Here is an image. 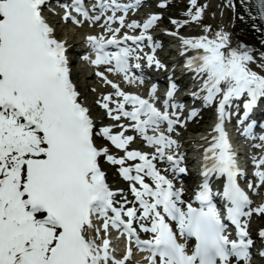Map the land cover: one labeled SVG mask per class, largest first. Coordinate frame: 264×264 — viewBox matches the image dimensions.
<instances>
[{
    "label": "snow or ice",
    "instance_id": "1",
    "mask_svg": "<svg viewBox=\"0 0 264 264\" xmlns=\"http://www.w3.org/2000/svg\"><path fill=\"white\" fill-rule=\"evenodd\" d=\"M227 2L235 9L234 0ZM189 3V19L172 17L176 31L164 29L178 37L182 55L194 52L184 61L195 81L193 106L186 108L171 72L162 100L157 83L142 95L108 75L143 84V74L133 71L142 69L141 59L167 69L151 31L162 13L130 19L141 0H56L63 21L101 28L84 37L94 53L85 58L112 91L100 94L95 103L104 112L93 115L72 79L67 41L50 19L51 0H0V264H128L134 247L147 253V264L264 260V226L256 238L250 230L253 215L264 216V199H253L264 192V153L253 156L255 178L247 179L225 127L234 101L242 100L243 112L235 107L243 134L264 149L257 121L245 123L264 98V51L257 62L255 50L233 43L223 24L182 36L181 25L198 21L208 6ZM254 17L264 19V0H256ZM197 100L214 106L215 123L207 145H197L203 153L189 185L180 129L199 113ZM137 137L150 150L134 147ZM106 164L128 181L127 189L109 181ZM113 231L126 238L120 255Z\"/></svg>",
    "mask_w": 264,
    "mask_h": 264
},
{
    "label": "bare ground",
    "instance_id": "2",
    "mask_svg": "<svg viewBox=\"0 0 264 264\" xmlns=\"http://www.w3.org/2000/svg\"><path fill=\"white\" fill-rule=\"evenodd\" d=\"M214 3L217 4L219 9H222L224 11H227V15H224L225 17L224 27H226V30L231 33V38L233 43L237 41H242L246 44H248L250 47H252L255 51L253 54H255L258 58L259 55H257V52L264 51V31L262 28L255 22V18L252 16L251 13H247L246 8L243 5V0H234L235 3V9L232 7H229L227 0H214ZM198 4V2H197ZM186 5H190L188 1L185 2L184 8H186ZM223 17H220V22ZM178 19V18H177ZM191 23H196L197 21H191ZM217 21L216 24L212 23L213 29L220 26V23ZM171 25L172 22H170ZM201 23L205 25L201 18ZM253 24L256 25V27H253ZM178 44V42H176ZM189 76V74H187ZM89 78H86V80ZM191 78H186L187 80H190ZM79 86L84 90L85 86L82 82H80ZM109 176H114V173L110 171L108 173Z\"/></svg>",
    "mask_w": 264,
    "mask_h": 264
},
{
    "label": "rangeland",
    "instance_id": "3",
    "mask_svg": "<svg viewBox=\"0 0 264 264\" xmlns=\"http://www.w3.org/2000/svg\"><path fill=\"white\" fill-rule=\"evenodd\" d=\"M189 0H174L170 5H168V7L166 8H162V6H160L159 4L157 5H154L155 7H157L160 12L162 13L163 15V21L164 22H168L170 23V20L168 19V17H172V16H175L177 17L178 19H181V20H186V19H189L188 15H187V10L188 8L191 6V5H186V8H184V5H185V2ZM197 2H200L201 5L203 4H207L208 6L204 9V13H203V16L201 18H206L208 19L210 22L212 23H217V10L216 9H212L210 7V4L214 3V0H197ZM153 5L151 6H148L147 8H145L144 10L145 11H151L154 7ZM201 18L196 22V23H191L190 20H189V23L186 24V25H181V29H182V32H184V34H197V32H200V31H204L203 29V25L201 23ZM173 28H175V25L172 26ZM76 31V33H75ZM73 35H75L77 38H80L81 37V30H77V29H69L67 28L66 30V36L69 37V39H72L73 38ZM173 45H175V43H173ZM88 83H92V81L88 80ZM88 84L89 86H92V88H94V86H96L97 84ZM90 92H92L94 95H97L98 93L100 94V91H93L92 89H88V93L90 94ZM189 126V125H188ZM190 126H193L190 125ZM201 134V133H199ZM118 151V150H116ZM256 218H253L252 221H255Z\"/></svg>",
    "mask_w": 264,
    "mask_h": 264
}]
</instances>
